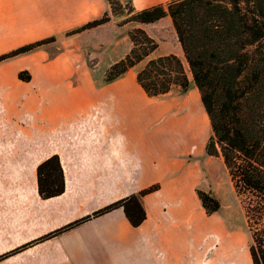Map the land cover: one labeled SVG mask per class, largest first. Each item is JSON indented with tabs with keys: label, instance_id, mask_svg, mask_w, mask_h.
Masks as SVG:
<instances>
[{
	"label": "crops",
	"instance_id": "0c3cea01",
	"mask_svg": "<svg viewBox=\"0 0 264 264\" xmlns=\"http://www.w3.org/2000/svg\"><path fill=\"white\" fill-rule=\"evenodd\" d=\"M126 1L139 12L175 0ZM111 10L108 0H0V56L54 39L11 63V75L23 89L17 95L84 99L32 108L54 113L48 115L50 136L25 142L32 148L21 152V167L12 170L4 189L0 264L197 263L198 191H212L204 182L207 160L193 154L199 151L200 123L187 125L186 117L162 121L159 109L141 103L146 93L134 86L133 73L140 64L109 83L110 106L94 103L102 99L107 70L130 53L131 31L142 29L158 43L149 57L183 53L173 21L166 16L149 24H120ZM106 13L108 23L78 32ZM24 71L31 76L28 82L19 79ZM53 156L60 161L64 190L44 197L38 166ZM41 179L44 185V174ZM152 186L158 189L141 195ZM131 195H139L146 212L139 227L122 208L95 216Z\"/></svg>",
	"mask_w": 264,
	"mask_h": 264
},
{
	"label": "trees",
	"instance_id": "16d2710c",
	"mask_svg": "<svg viewBox=\"0 0 264 264\" xmlns=\"http://www.w3.org/2000/svg\"><path fill=\"white\" fill-rule=\"evenodd\" d=\"M108 1L113 13H119L115 7H121V0ZM128 11L127 21L142 24L171 17L185 62L175 54L149 59L137 72L136 81L150 98L167 95L176 88L187 92L191 86L189 71L211 125L205 152L223 159L237 195L244 198L243 209L252 239L251 262L264 264V0H175L139 12L130 4ZM110 20L111 15L106 13L78 32ZM129 35L133 47L107 70V83L141 64L159 47L142 29ZM53 41L47 39L20 47L1 55L0 62ZM19 79L28 82L31 76L24 71ZM38 174L42 196L53 197L63 192L64 179L57 156L39 165ZM51 174L53 180L49 178ZM157 189L158 186H152L141 195ZM198 196L208 215L221 210L220 201L210 192L198 191ZM118 208L124 210L134 227L146 219L139 195L122 199L95 216Z\"/></svg>",
	"mask_w": 264,
	"mask_h": 264
},
{
	"label": "rangeland",
	"instance_id": "374dc122",
	"mask_svg": "<svg viewBox=\"0 0 264 264\" xmlns=\"http://www.w3.org/2000/svg\"><path fill=\"white\" fill-rule=\"evenodd\" d=\"M129 5L128 1L121 0V7H115L119 13L114 14L111 10V15L118 23L123 24L130 18ZM53 52H55V47ZM155 55L148 57L137 66L133 70L134 75ZM179 57L185 62L183 53ZM15 59L16 57L0 62V202L1 199H5L6 191L4 192V189L8 186L12 170L18 166L21 167L20 163L23 157L21 152L32 148L31 143L25 142H33V138L38 139L43 136L46 140L50 136V121L52 120L48 115L53 112L33 111L32 108L36 107L38 103L58 105L84 103V99L81 97L57 96L50 98L17 95L18 92L22 93L23 89L16 84L15 77L11 75L10 65ZM94 66L95 60L91 59L89 67ZM106 66L105 63L99 67L98 74L100 76ZM188 75L191 86L187 92L176 88L166 96L149 98L143 94L144 98L141 103L147 105L148 108L150 106L154 112L159 109L161 111L159 118L162 121L174 118L179 123L186 117L187 125L194 121L200 123L201 131L197 139L195 138V141H198L196 147L199 151L196 150L193 154L198 153L203 160H207L203 167L207 177L204 182L205 185H210L212 188L210 193L220 201L221 210L208 216L201 206L200 229L195 237L196 249L200 253L196 264H252L249 254L252 239L243 209L245 200L237 195L223 159L208 157L205 152V145L212 133L211 125L200 93L194 85L189 71ZM134 81L136 89L142 92L135 77ZM111 87L109 83L104 82L102 87L104 89L99 94L102 99L100 102L94 103L110 106L112 100L108 96L107 89ZM169 110H174V112H168ZM20 140H23V143L17 144V141ZM3 185H5L4 188Z\"/></svg>",
	"mask_w": 264,
	"mask_h": 264
},
{
	"label": "bare ground",
	"instance_id": "6f19581e",
	"mask_svg": "<svg viewBox=\"0 0 264 264\" xmlns=\"http://www.w3.org/2000/svg\"><path fill=\"white\" fill-rule=\"evenodd\" d=\"M184 61V60H183Z\"/></svg>",
	"mask_w": 264,
	"mask_h": 264
}]
</instances>
